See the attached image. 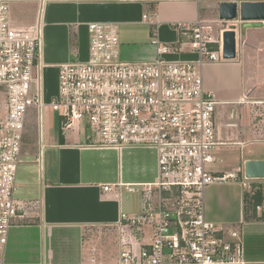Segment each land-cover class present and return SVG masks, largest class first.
<instances>
[{"label":"built area","instance_id":"obj_1","mask_svg":"<svg viewBox=\"0 0 264 264\" xmlns=\"http://www.w3.org/2000/svg\"><path fill=\"white\" fill-rule=\"evenodd\" d=\"M175 26L182 35L177 44L154 35L156 58L128 62L121 58L117 25L91 23L88 57L60 65L57 94L47 101L41 27L14 28L7 3L0 1V263L15 220L25 210L18 197V174L27 114L30 108L37 110L42 131L43 111L51 107L59 112L62 134L82 130L92 146L147 148L157 154L155 181L143 185L144 210L120 215L128 230L122 231L116 264H244L240 231L223 232L205 211L209 185L238 180L237 172L213 174L206 168L216 161L219 145L214 118L218 102L205 89L202 67L224 60L222 47L213 48L212 26L199 16ZM187 46L197 60L168 58ZM43 148L35 159L41 168ZM243 177L247 191L262 192L255 210L264 214V180ZM139 189L132 185L128 190ZM143 226L151 229V242L134 234L133 229Z\"/></svg>","mask_w":264,"mask_h":264},{"label":"crops","instance_id":"obj_2","mask_svg":"<svg viewBox=\"0 0 264 264\" xmlns=\"http://www.w3.org/2000/svg\"><path fill=\"white\" fill-rule=\"evenodd\" d=\"M0 1L7 3L9 20L14 28L41 27L43 94L49 101L58 88L56 93H49L46 73L53 70L58 78L61 64L88 57L91 23L117 25L122 59V52L126 56L147 57L138 58L140 61H124H152L157 56L152 43L154 35L173 45L182 39L176 23L193 22L198 16L205 21V11L215 12L219 17L218 7L222 2L264 0H205L199 4L193 0ZM218 22L220 19L214 23ZM226 29L218 30L215 36L210 33L216 41L213 48L217 51L222 47ZM263 29L264 26L247 27L245 34L238 29L236 59L207 62L202 67L205 89L218 102L214 118L219 145L213 164L237 160L228 162L224 169L212 170L213 173L245 174L246 161L260 159L243 150L258 139L238 138L239 131L235 128L239 129V126L232 121L238 115L239 105H264ZM168 58L195 61L198 55L187 46ZM246 69L250 72L249 77H246ZM3 109L2 94L0 113ZM81 131L77 130V133L85 136L86 133ZM238 145L241 149L236 148ZM157 168V154L152 149L118 150L92 146L87 139L68 142L62 138L53 145L45 168L43 163L42 179L37 185L39 194L36 195L35 190L32 195H24L28 198H21L18 182V197L25 203V210L15 220L0 264H116L122 231L128 230L120 224V215L144 210L143 185L155 181ZM254 180L263 182L264 179ZM106 185L110 187L107 191L104 190ZM132 185L140 188L139 191L130 192L128 189ZM247 192L239 180L209 185L204 197L206 216L223 232L240 231L244 264H264V214L255 208L245 211ZM132 193L138 194L134 200H131ZM133 232L143 241H150L148 234L137 229Z\"/></svg>","mask_w":264,"mask_h":264},{"label":"rangeland","instance_id":"obj_3","mask_svg":"<svg viewBox=\"0 0 264 264\" xmlns=\"http://www.w3.org/2000/svg\"><path fill=\"white\" fill-rule=\"evenodd\" d=\"M206 24H210L212 26L211 34L213 33L214 36L218 33V30L223 28H228L231 22H224L220 21L217 24L214 23L219 19L218 14L215 12L209 13L205 11V15H203ZM203 19V18H202ZM207 20V21H206ZM216 20V21H215ZM237 25V28L240 29V32H244L245 28L243 22L237 20L233 22ZM243 29V30H242ZM262 39L264 38V29L261 32ZM151 42V40H150ZM122 56L124 60L128 61H140V59H144L147 57H132L130 55L126 56L122 52ZM125 56V57H124ZM263 67V65H262ZM245 73L249 77L250 72L246 69ZM47 78V87L50 94H54L58 88V78L57 74L51 70L46 73ZM248 79L247 81H249ZM261 88V87H260ZM0 103H2V93H0ZM238 115L236 114L235 119H233V124H238V127L235 128L239 131L240 139L247 138V139H258V142L247 144L243 147L244 153H250L249 155L253 158H260L264 159V105H252L249 103L241 104L238 106ZM216 113V111H215ZM43 126L41 131L40 125V118L37 110L35 108H30L27 114V121H26V136H25V155L23 156V164L20 167L19 175H18V182H19V196L21 198H28L24 197V195L29 196L37 190V194H39L40 189L38 190V184L40 185V181L42 179L41 174V167L40 164L35 160L36 157L39 155L42 147L43 148V163L45 168V163L49 159L50 151L53 145L58 144L62 141V138L68 142L80 141L83 139H87V136H84L83 133H77V131H65V134L61 132V118L59 116V112L53 110L51 107H46L43 111ZM225 124V123H224ZM82 132V131H81ZM236 148L241 149V146L238 145ZM236 159L229 160V163L236 162ZM216 162V161H215ZM227 162V163H228ZM227 163H209L206 165L208 170H220L224 169V167H228ZM216 174V173H213ZM220 174V173H217ZM235 180V179H232ZM238 180L243 181V172L238 173ZM236 181V180H235ZM34 186V187H33ZM246 191V190H245ZM138 197L137 193L131 194V200H134ZM24 204V203H23ZM140 231L148 234L147 240L152 241L151 236V229L148 226H143L140 228ZM150 235V236H149Z\"/></svg>","mask_w":264,"mask_h":264},{"label":"water","instance_id":"obj_4","mask_svg":"<svg viewBox=\"0 0 264 264\" xmlns=\"http://www.w3.org/2000/svg\"><path fill=\"white\" fill-rule=\"evenodd\" d=\"M219 19L231 22L223 32L222 58L233 60L237 57V25L240 20L244 27L262 28L264 26V1L222 2L219 4ZM245 176L249 179H264V159H250L245 163Z\"/></svg>","mask_w":264,"mask_h":264},{"label":"trees","instance_id":"obj_5","mask_svg":"<svg viewBox=\"0 0 264 264\" xmlns=\"http://www.w3.org/2000/svg\"><path fill=\"white\" fill-rule=\"evenodd\" d=\"M263 200V194L261 191H255L254 193L247 192L244 197L245 211L254 209L255 206Z\"/></svg>","mask_w":264,"mask_h":264}]
</instances>
